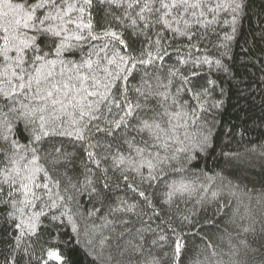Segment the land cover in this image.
<instances>
[{
	"label": "trees",
	"instance_id": "16d2710c",
	"mask_svg": "<svg viewBox=\"0 0 264 264\" xmlns=\"http://www.w3.org/2000/svg\"><path fill=\"white\" fill-rule=\"evenodd\" d=\"M63 2L0 0V264H264V0Z\"/></svg>",
	"mask_w": 264,
	"mask_h": 264
},
{
	"label": "snow or ice",
	"instance_id": "6c2138e0",
	"mask_svg": "<svg viewBox=\"0 0 264 264\" xmlns=\"http://www.w3.org/2000/svg\"><path fill=\"white\" fill-rule=\"evenodd\" d=\"M85 3H90V0H85ZM163 7H167V5H162ZM65 7V4L63 2V0H35L34 3L31 2V0H25V3L23 5H20L17 7V9H15L14 11H16L17 13L19 12H23V17L22 19H17L16 23L20 24L21 22H23L25 27H29L30 22H31V26L36 27L37 25H44L46 24L47 21L49 20H60L62 21L63 24H70V25H74L76 28L78 29H82V28H90L91 24H83L82 22L77 23V21L75 20H65V17L68 15V12H63V15H61V12L63 11ZM145 7H147V4L145 5ZM47 9H52L53 11L56 12V15L53 16L52 12L50 11H46V12H42L41 15H37V12L40 10H47ZM70 11V9H69ZM81 12H83V9H80ZM3 31L5 33H7L8 29L4 28ZM38 31H40L42 34H51L53 37H57L59 38L61 36V32L64 31V28L61 27L59 31L56 30V28L54 26H49V27H45V28H38ZM105 36L111 37L113 41H115L117 44L119 45H124L125 42L117 35L116 32H111V31H107L104 33ZM70 38H74L75 40L79 41L84 39L83 36L81 35H77V34H73L72 37H68L66 36L63 40L60 41L59 44H56V41H53V48L54 51L56 53V55H60L61 51L65 48L66 46V41H68ZM92 39H95V37L93 36ZM5 42L7 43V38H5ZM29 47H32L33 51H35L37 54L35 55V61H42L44 60V54L42 53V49H37L35 47L34 44H29V43H25L24 44V49H27ZM24 49H20L19 51H23ZM149 55H151L149 53ZM162 59V57H160ZM120 60H124V57L121 56ZM150 61H141V63H147ZM89 66H90V62ZM109 63H114L113 60H109ZM97 84L99 83V81L96 82ZM21 88L25 87L24 84L20 85ZM105 88H108V85H104ZM13 91H15V89H13ZM97 93L95 92H91L89 93V95H96ZM5 95H8L7 93ZM49 95H51V93H49ZM86 115L85 113H82V116ZM41 121H43V117L40 118ZM41 128H43V124L40 125ZM145 127H149V125L145 124ZM44 135H48L47 132L44 133ZM68 135H71V133H68ZM36 140L40 139V136H36L35 137ZM30 181L33 178H29ZM22 187L26 190V191H30V189L28 188L27 184L22 185ZM36 187H40V185H36ZM43 187H47V185H43ZM176 249L177 251L180 250V244L177 243L176 245ZM49 257L54 259V260H60L61 257L55 252V251H50L48 253Z\"/></svg>",
	"mask_w": 264,
	"mask_h": 264
}]
</instances>
